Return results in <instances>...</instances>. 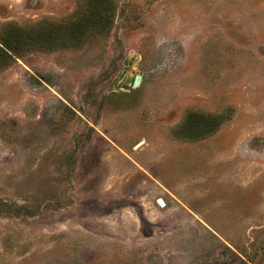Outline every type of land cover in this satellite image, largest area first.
I'll list each match as a JSON object with an SVG mask.
<instances>
[{
  "label": "rangeland",
  "instance_id": "1",
  "mask_svg": "<svg viewBox=\"0 0 264 264\" xmlns=\"http://www.w3.org/2000/svg\"><path fill=\"white\" fill-rule=\"evenodd\" d=\"M112 1L0 71V264H264V0ZM82 2L0 0V34Z\"/></svg>",
  "mask_w": 264,
  "mask_h": 264
},
{
  "label": "trees",
  "instance_id": "2",
  "mask_svg": "<svg viewBox=\"0 0 264 264\" xmlns=\"http://www.w3.org/2000/svg\"><path fill=\"white\" fill-rule=\"evenodd\" d=\"M112 4V0H84L68 21L44 20L29 28L6 25L0 34V71L29 51L77 47L94 33H104L113 23Z\"/></svg>",
  "mask_w": 264,
  "mask_h": 264
},
{
  "label": "water",
  "instance_id": "3",
  "mask_svg": "<svg viewBox=\"0 0 264 264\" xmlns=\"http://www.w3.org/2000/svg\"><path fill=\"white\" fill-rule=\"evenodd\" d=\"M125 65H126V64H125ZM126 74H127L126 71H123V72H122V75H121V82L119 83V86H116L115 89H118L122 84H125V85L133 84V86H137V85L139 84V78H138V77L135 78V79H133V78H131V77H130V78H124ZM132 79H133V80H132ZM136 82H137V85H136ZM157 202H158V204H159L160 206H164V203H163L162 200L158 199Z\"/></svg>",
  "mask_w": 264,
  "mask_h": 264
},
{
  "label": "bare ground",
  "instance_id": "4",
  "mask_svg": "<svg viewBox=\"0 0 264 264\" xmlns=\"http://www.w3.org/2000/svg\"><path fill=\"white\" fill-rule=\"evenodd\" d=\"M130 75H131V73H130ZM130 75L126 74L124 78H130ZM136 85H137V82H136Z\"/></svg>",
  "mask_w": 264,
  "mask_h": 264
}]
</instances>
